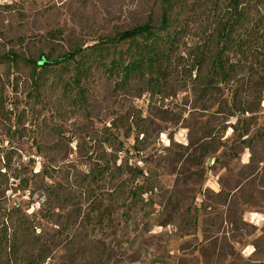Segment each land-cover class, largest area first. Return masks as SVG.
<instances>
[{"label":"rangeland","instance_id":"1","mask_svg":"<svg viewBox=\"0 0 264 264\" xmlns=\"http://www.w3.org/2000/svg\"><path fill=\"white\" fill-rule=\"evenodd\" d=\"M0 264H264V0H0Z\"/></svg>","mask_w":264,"mask_h":264},{"label":"trees","instance_id":"2","mask_svg":"<svg viewBox=\"0 0 264 264\" xmlns=\"http://www.w3.org/2000/svg\"><path fill=\"white\" fill-rule=\"evenodd\" d=\"M242 19H244V16L242 15V13L240 11H237L236 8H234L233 12L230 15V22H224L222 24H219L217 28L216 39L218 40V42H222L223 44H226L228 42L229 43L237 42L239 44L243 43L245 41V38L241 39L237 36L236 39H233L230 36L231 35L230 32L233 30L232 27L241 23ZM161 23H162L161 25L162 29H165V27L167 26V20L165 19V15L162 17ZM138 38L152 40V43L149 46H146L143 52L145 57L142 59V61H146L148 63V66H149L148 68H153L152 64L154 63V60H156V58L159 55V51L157 50L158 49L157 44L160 41H163L165 45H171L172 43V38H170V36H166L165 38L161 39L155 36L152 27L148 25H144L141 27H136L134 29L122 32V33H118L111 39L110 38L103 39L97 44H93L92 46H90V49L97 50L100 47H104V48L116 47L120 45L121 43L132 42ZM239 39H241V41H239ZM82 52L83 50L81 48L76 49L72 52L62 55L61 57H58L53 62H49L47 60H41L36 65L45 68L47 66L52 67V66H57L59 64H67L69 62H74V59L77 56L81 55ZM142 69H143V64L140 63L139 60H135L131 62L130 64L121 67L118 71L124 77H128L136 73H142ZM153 71H155L154 68H153Z\"/></svg>","mask_w":264,"mask_h":264}]
</instances>
